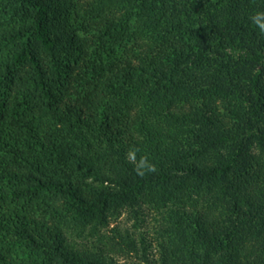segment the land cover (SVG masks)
Segmentation results:
<instances>
[{"label":"trees","instance_id":"obj_1","mask_svg":"<svg viewBox=\"0 0 264 264\" xmlns=\"http://www.w3.org/2000/svg\"><path fill=\"white\" fill-rule=\"evenodd\" d=\"M260 13L0 0V264H264Z\"/></svg>","mask_w":264,"mask_h":264},{"label":"clouds","instance_id":"obj_2","mask_svg":"<svg viewBox=\"0 0 264 264\" xmlns=\"http://www.w3.org/2000/svg\"><path fill=\"white\" fill-rule=\"evenodd\" d=\"M264 15V13H260V14H257L256 16H254L252 19L254 20V22L258 23L259 24V28L262 32H264V23H260L259 22V18L260 16Z\"/></svg>","mask_w":264,"mask_h":264},{"label":"rangeland","instance_id":"obj_3","mask_svg":"<svg viewBox=\"0 0 264 264\" xmlns=\"http://www.w3.org/2000/svg\"><path fill=\"white\" fill-rule=\"evenodd\" d=\"M134 220L132 219L131 221H129V220H127V217L126 216H124V218L123 219H121V225L124 223H128L130 226L132 225V222H133Z\"/></svg>","mask_w":264,"mask_h":264}]
</instances>
